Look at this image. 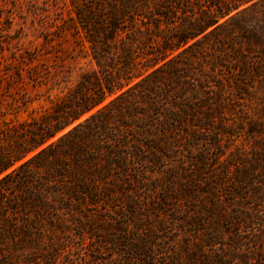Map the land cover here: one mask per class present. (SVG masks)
I'll return each mask as SVG.
<instances>
[{"label": "trees", "instance_id": "trees-1", "mask_svg": "<svg viewBox=\"0 0 264 264\" xmlns=\"http://www.w3.org/2000/svg\"><path fill=\"white\" fill-rule=\"evenodd\" d=\"M67 3L2 90L0 264H264V0Z\"/></svg>", "mask_w": 264, "mask_h": 264}, {"label": "rangeland", "instance_id": "rangeland-1", "mask_svg": "<svg viewBox=\"0 0 264 264\" xmlns=\"http://www.w3.org/2000/svg\"><path fill=\"white\" fill-rule=\"evenodd\" d=\"M67 2L68 0H0V102L5 104V106L14 102V100L2 90H6L9 87L8 83L13 77L17 79L16 71L18 68L26 66L23 61L26 60V63L30 62L28 53L41 50L39 52L40 59L35 61L32 66L39 63L43 67L54 64V59L45 52L46 46L43 37L49 31L52 32L54 30L52 27L55 25L59 15L62 17L67 16ZM70 45V43H65L64 47L68 48ZM23 54L25 55L24 57ZM87 62L82 57H78L76 60L73 58L67 59V64L71 66H81ZM22 78L24 81L20 82L19 86L15 84L13 87L17 89L20 87V94L28 93L35 97L37 91L27 77V70L23 71ZM37 97L35 98L37 99ZM49 104L37 99L27 109L31 112L32 108H34V116L39 118L45 114H50V112L45 113V109L42 108V106H48ZM20 116V123L26 122V125L31 123L32 120L28 117L26 111L21 112ZM34 116L32 117L33 119ZM9 117H13V115L9 114ZM39 122L41 123V120ZM142 195H145V192H142ZM146 196H149V194L146 193ZM80 253L85 254L87 251L75 252L76 255ZM99 257L107 259L109 254H101ZM82 259V263H84V259H86L84 255ZM78 262L81 263L80 259ZM103 264L107 263L104 262Z\"/></svg>", "mask_w": 264, "mask_h": 264}]
</instances>
